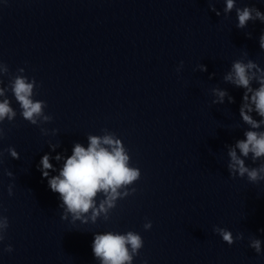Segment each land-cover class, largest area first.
Here are the masks:
<instances>
[{
  "label": "clouds",
  "instance_id": "1",
  "mask_svg": "<svg viewBox=\"0 0 264 264\" xmlns=\"http://www.w3.org/2000/svg\"><path fill=\"white\" fill-rule=\"evenodd\" d=\"M209 9L219 16L221 13L215 8L216 0H207ZM237 0H225L224 14L227 16L235 9L238 23V29H244L249 21L259 20L264 23V12L256 7L245 6L236 7ZM251 38L252 34L247 33ZM259 47L264 50V32L259 37ZM247 52L244 53L246 59H237L232 62L230 70L225 73L223 80L236 88L243 89L242 102L239 108V115L244 124L248 125V130L244 131L243 138L238 139L234 145L228 146L227 170L232 178L239 176L247 177L252 184H258L264 181V68H261L256 62L247 59ZM184 62L181 61L177 67V72L183 68ZM200 71H207L203 64H198ZM0 71L8 73L9 68L6 64H0ZM24 68L18 69L21 73L11 79V92L15 101L21 109L20 115L32 125H38L41 122L49 123L53 117L45 114L47 104L43 100H35L34 88H37L35 78L29 80L24 73ZM2 83V81H0ZM257 86L254 87L253 84ZM214 99L212 104H223L227 97L228 103H235L234 97L219 87L211 89ZM5 95V89L0 87V96ZM255 113L260 119L254 118ZM16 111L11 107L10 100L5 98L0 101V124L6 119L8 122L15 120ZM42 133L44 132L41 129ZM55 131V130H54ZM5 135L4 129L0 128V139ZM88 147L81 144H75L72 154L64 161L59 174L50 176L49 172L54 171L50 163V155L45 154L40 160L38 169L42 173V178L47 179L48 186L53 193L59 194L62 201L60 205L64 209L62 219H67L71 214L72 220H81L82 216L92 212V220L95 221L100 212H106L105 205L108 208L115 206L117 198L135 193L134 187L129 191V186L133 185L141 177L139 168L130 166V156L128 149L122 144L121 140L114 134L103 137L89 135ZM54 151L57 145H50ZM13 159H19V153L14 147L7 149ZM2 156V153H0ZM251 159L253 164L260 163L256 167H250L246 164L247 159ZM55 159L59 161L61 156L58 154ZM6 175L12 177L11 171H6ZM12 185H9L8 194L12 195ZM98 194H103L105 199L100 203L99 209H96L95 203ZM86 222V221H85ZM145 230L152 227L150 221L143 225ZM9 228L8 217L0 214V242L6 237ZM213 231L222 237V240L228 245H232L236 240L244 238L243 233L233 236L232 232L226 228L214 227ZM264 231V229H261ZM262 241L251 237L249 246L257 254L261 253ZM144 241L138 233L128 231L126 234L108 232L105 234H96L92 243V252L95 258L101 261V264H132L133 259L139 254ZM12 246L8 245L4 251L11 252Z\"/></svg>",
  "mask_w": 264,
  "mask_h": 264
}]
</instances>
